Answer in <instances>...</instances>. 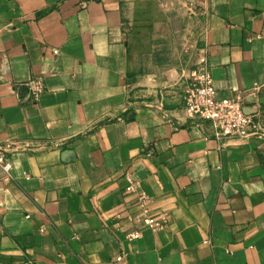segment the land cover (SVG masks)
Listing matches in <instances>:
<instances>
[{"label":"crops","instance_id":"obj_1","mask_svg":"<svg viewBox=\"0 0 264 264\" xmlns=\"http://www.w3.org/2000/svg\"><path fill=\"white\" fill-rule=\"evenodd\" d=\"M143 4L197 12L185 65L133 49ZM201 55L216 98L264 126V0H0V264H264V137L220 143L190 118Z\"/></svg>","mask_w":264,"mask_h":264},{"label":"built area","instance_id":"obj_2","mask_svg":"<svg viewBox=\"0 0 264 264\" xmlns=\"http://www.w3.org/2000/svg\"><path fill=\"white\" fill-rule=\"evenodd\" d=\"M24 85L33 101H38L45 90L41 77H33ZM183 101L184 108L190 118L208 122L212 138L220 143L233 139L264 137V126L261 121L255 120L252 115L245 112L242 94L229 98H216L212 76L207 68V60L204 55L200 56L196 67L187 78ZM10 167L4 149L0 148V171L9 177ZM126 190H136V184L131 183ZM139 199L142 205L141 218L144 224L152 229L160 228L163 223L148 214L147 204L150 199L144 190L139 191ZM129 238H139V232H132ZM122 257L119 256L117 259L120 260Z\"/></svg>","mask_w":264,"mask_h":264},{"label":"rangeland","instance_id":"obj_3","mask_svg":"<svg viewBox=\"0 0 264 264\" xmlns=\"http://www.w3.org/2000/svg\"><path fill=\"white\" fill-rule=\"evenodd\" d=\"M165 9V6L143 4L135 11L126 25L132 47L139 54H153V60L163 66L185 65L190 56L186 45L188 32L192 27L193 31L199 28L198 14L192 13L188 24L181 19L166 18Z\"/></svg>","mask_w":264,"mask_h":264}]
</instances>
